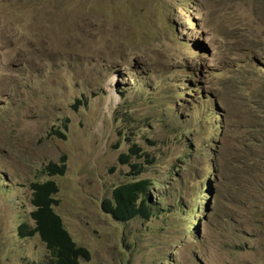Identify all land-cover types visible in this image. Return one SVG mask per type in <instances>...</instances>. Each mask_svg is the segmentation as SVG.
Instances as JSON below:
<instances>
[{"label": "rangeland", "instance_id": "374dc122", "mask_svg": "<svg viewBox=\"0 0 264 264\" xmlns=\"http://www.w3.org/2000/svg\"><path fill=\"white\" fill-rule=\"evenodd\" d=\"M142 179L148 220L103 211ZM45 180L80 264H264V0H0V264L48 262Z\"/></svg>", "mask_w": 264, "mask_h": 264}, {"label": "trees", "instance_id": "16d2710c", "mask_svg": "<svg viewBox=\"0 0 264 264\" xmlns=\"http://www.w3.org/2000/svg\"><path fill=\"white\" fill-rule=\"evenodd\" d=\"M184 95L187 96L186 93ZM140 151L137 145H131L128 154H122L119 162L129 164V159L139 157ZM65 169L66 163L62 158L61 163L45 166L44 173L49 177L62 176ZM143 172L141 166L132 165L133 176H138ZM152 187L153 183L149 179L120 185L113 190L110 200L107 199L102 202V209L118 222L130 221L136 217L148 220L152 216V210L144 197L148 198L149 193L154 191ZM30 190L31 203L34 209L30 212L29 217L34 222V228L26 223L18 228V233L22 236L37 235L39 237L47 249L49 259L46 264H80V259L89 260L88 251L74 243L65 229L61 217L53 209L57 205L54 198L58 193L57 184L52 180L34 182L30 184ZM24 228L28 229L25 233H23Z\"/></svg>", "mask_w": 264, "mask_h": 264}, {"label": "clouds", "instance_id": "9594fccd", "mask_svg": "<svg viewBox=\"0 0 264 264\" xmlns=\"http://www.w3.org/2000/svg\"><path fill=\"white\" fill-rule=\"evenodd\" d=\"M35 236H37V235H35ZM33 237V236H32ZM41 241V240H40ZM45 246V245H44ZM46 248V247H45ZM47 250V249H46Z\"/></svg>", "mask_w": 264, "mask_h": 264}]
</instances>
